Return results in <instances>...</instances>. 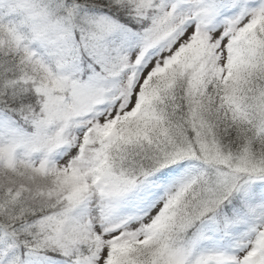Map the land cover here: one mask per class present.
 I'll list each match as a JSON object with an SVG mask.
<instances>
[{
  "label": "snow or ice",
  "instance_id": "snow-or-ice-1",
  "mask_svg": "<svg viewBox=\"0 0 264 264\" xmlns=\"http://www.w3.org/2000/svg\"><path fill=\"white\" fill-rule=\"evenodd\" d=\"M0 264H264V0H0Z\"/></svg>",
  "mask_w": 264,
  "mask_h": 264
}]
</instances>
